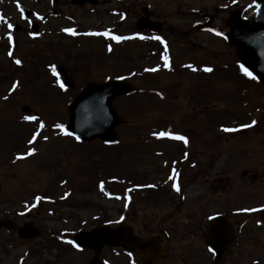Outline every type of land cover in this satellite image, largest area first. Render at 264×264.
Returning <instances> with one entry per match:
<instances>
[{"label":"rangeland","instance_id":"374dc122","mask_svg":"<svg viewBox=\"0 0 264 264\" xmlns=\"http://www.w3.org/2000/svg\"><path fill=\"white\" fill-rule=\"evenodd\" d=\"M99 2L0 0V214L6 213V220L16 215L20 223L35 221L42 230L37 241L15 242V233L1 234L0 264H16L14 258L26 251L31 256L21 264L36 263L34 251L48 264H61L69 250L66 230L128 216L136 219L139 232H159L170 224L177 204L169 194L176 158L199 153L195 136L202 127L213 123L219 141L221 125H240L248 134L234 138L247 152L260 150L264 85L244 75L234 47L209 26L196 27L206 23L211 0H156L155 20L165 29L152 35H137L134 15L154 0ZM17 4L33 16L23 20ZM36 15L46 17L37 32L30 27ZM224 17H218V25ZM9 24L22 28L14 32ZM116 78L136 88L116 101L126 120L118 130L120 140L105 146L65 134L67 107L78 92L90 82ZM238 92H244L243 101L235 99ZM23 106L38 115L24 113ZM181 130L186 143L171 138Z\"/></svg>","mask_w":264,"mask_h":264},{"label":"flooded vegetation","instance_id":"af4514ba","mask_svg":"<svg viewBox=\"0 0 264 264\" xmlns=\"http://www.w3.org/2000/svg\"><path fill=\"white\" fill-rule=\"evenodd\" d=\"M248 3L247 0H213L214 15L208 17L210 26L216 33L228 32L226 17L237 13L245 17L252 10ZM152 6L153 3L150 9ZM222 15L225 17L220 25L225 32L216 27L218 17ZM242 96L244 92H238L234 97L240 102ZM240 109L243 112V108ZM238 115H241L240 111ZM209 126L202 127L203 133L195 136L199 153L176 158L173 178L179 190L170 188L169 194H173L177 202L170 224L162 225L159 232H147L146 229L143 233L154 238L161 248L160 257L154 264H264V137L256 141L261 144L257 153L247 152L244 143L239 144L240 140L234 137L246 136L248 130L240 125L233 128L221 125L220 128L225 126L230 131H223L221 139L216 141L215 136L220 133L213 123ZM226 132H231L233 137ZM180 136H183L182 130ZM198 139L203 142L198 144ZM219 145L221 148L217 150L215 146ZM196 147L194 145V149ZM167 189V186L162 188L166 192ZM5 215L0 214V235L15 233L18 238L15 242L40 239H23L19 233L27 223L38 228L35 221L20 223L15 219L16 215L8 220L4 219L7 218ZM6 221L9 227L1 225ZM71 234L67 231L63 235L69 250L61 264H140L134 256L121 250L106 248L99 257L92 251L74 247ZM26 254L27 251L14 258L15 263L21 264L22 259L30 258L31 254ZM32 254L36 259L34 264H48L39 259L37 251Z\"/></svg>","mask_w":264,"mask_h":264},{"label":"water","instance_id":"95a60500","mask_svg":"<svg viewBox=\"0 0 264 264\" xmlns=\"http://www.w3.org/2000/svg\"><path fill=\"white\" fill-rule=\"evenodd\" d=\"M256 3L260 4V8L251 22L246 19L240 20L238 16L228 20L226 25L231 31L226 38L230 44L241 49L239 56L241 64L264 83V0H257ZM22 10L26 15L29 14V11ZM137 27L138 29L149 27L157 31L162 29L160 25L145 20L140 21ZM133 91L134 88L122 80L87 85L68 107L70 115L68 132L87 143L96 140L105 143L118 141L117 127L124 123V119L118 115L114 101ZM23 111L30 113V108L24 107ZM128 221H131V218ZM21 236H29L26 229L21 232ZM77 242L82 247L94 251L97 256H100L105 247L123 249L140 259L141 264H154L161 254L155 239L139 236L127 221L82 232L77 237Z\"/></svg>","mask_w":264,"mask_h":264},{"label":"snow or ice","instance_id":"6c2138e0","mask_svg":"<svg viewBox=\"0 0 264 264\" xmlns=\"http://www.w3.org/2000/svg\"><path fill=\"white\" fill-rule=\"evenodd\" d=\"M234 2H235V0H234ZM253 6L256 9H259L260 8V4L256 3V0H253V4L249 5V7H253ZM8 27L11 28L12 25L9 24ZM217 35H219V33H217ZM112 38L113 39H116V40L125 39L124 37H112ZM156 39H160V38L159 37H156ZM15 63L16 64H20V61L19 60H16ZM165 66H167V58H165ZM151 70L154 71L155 69H151ZM204 71L210 72L211 69L210 68H205ZM241 71L244 73V75L249 76L252 79H255V77L252 75V73L247 68H245L243 65H241ZM15 87H16V85L14 84L13 85V88H15ZM61 88H63V85L62 84H61ZM24 119L25 120H36L37 118L35 116H26V117H24ZM253 123H255V122H253ZM43 127H44L43 123H40L39 124V128H43ZM56 127L63 128L62 125H56ZM225 131H230V129H225ZM38 134H39L38 131L37 132H34L32 134V138L28 141L29 144L33 143L36 140ZM65 134L71 135V133H65ZM159 135L160 136H166V135H169V134H167V133H160ZM171 138L172 139H176V140H183V141H185V143L187 142L186 139H185V137H183V136L177 135V136H172ZM44 139H47V137H44ZM31 153H32V150L30 149L29 150V154H31ZM17 158L18 159H21L23 157H17ZM173 188H176V190H179L175 184L173 185ZM37 199H39V197ZM69 243H71V241H69ZM73 246L75 247V245H73ZM210 251H211V249H210Z\"/></svg>","mask_w":264,"mask_h":264}]
</instances>
